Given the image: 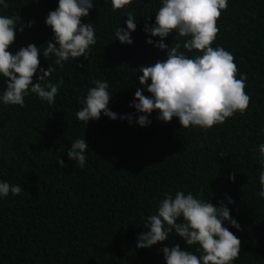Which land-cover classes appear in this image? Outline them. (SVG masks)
<instances>
[{
	"label": "trees",
	"instance_id": "1",
	"mask_svg": "<svg viewBox=\"0 0 264 264\" xmlns=\"http://www.w3.org/2000/svg\"><path fill=\"white\" fill-rule=\"evenodd\" d=\"M95 2L89 16L82 17L94 24L97 37L88 60L82 56L60 68L55 57L39 56L40 67L55 68L51 82L63 81L56 103L48 105L33 94L24 107L0 104V180L23 188L15 197L0 199V264H166L163 246L188 247L179 236L173 232L151 248L136 247L137 236L164 193L177 190L212 198L214 205L220 200L227 204L231 197L227 206L241 225L238 231L225 222L241 240L234 264H264V199L257 196V146L264 143V0H229L217 20L213 47L233 55L237 78L247 76L250 103L244 115L237 113L207 131L182 128L175 117L162 122L157 112L147 127L103 114L87 125L78 120L79 101L97 79L110 84L109 108L135 120L138 114L129 104L140 87L138 68L166 57V50L146 42L144 31L146 23H154L160 0H138L115 12L110 2ZM8 3L0 15L15 17L18 25L9 51L29 43L43 50L53 37L45 18L58 0ZM127 10L137 16L131 45L114 36L120 24L126 28ZM174 40L173 32L164 42L171 46L178 42ZM180 51L186 52L183 46ZM4 84L0 78V90ZM143 94L150 95L146 90ZM82 138L89 145L83 169L67 156L72 140Z\"/></svg>",
	"mask_w": 264,
	"mask_h": 264
},
{
	"label": "clouds",
	"instance_id": "2",
	"mask_svg": "<svg viewBox=\"0 0 264 264\" xmlns=\"http://www.w3.org/2000/svg\"><path fill=\"white\" fill-rule=\"evenodd\" d=\"M108 2L115 12L130 9L138 0H105ZM228 3L229 0H160L161 6L154 11V23H146L144 31L149 34L146 42L166 50V57L151 66L138 68L142 73L138 76L140 87L129 104L138 114L135 120L132 114L119 115L109 108L113 92L109 82L102 79L93 80L94 86L79 101L78 120L87 125L90 120H99L103 114L112 120L119 118L130 125L136 123L147 127L152 123L149 117L157 112V119L162 122H171L175 117L182 128L207 131L223 125L237 113L244 115L250 103V96L245 92L247 76L240 73L237 78L239 69L233 55L222 46L213 47L219 32L217 20ZM8 7V0H0V9ZM93 7H96L95 0H58V6L45 18V24L53 32L52 40L43 50L29 43L15 53L9 48L16 37V18L0 15V78L5 81V87L0 90V104L24 107L25 98L33 94L48 105L56 103L63 81L51 82L49 77L55 68L40 67L39 56L42 53L48 60L55 57L54 63L60 68L82 56L88 60L97 37L94 24L82 22V17H88ZM125 16L126 28L120 24L114 36L120 43L131 45L137 16L132 10H127ZM27 26L31 27L32 22ZM19 30L23 31V28ZM173 32L174 41L178 42L169 46L164 41ZM151 37L159 39L154 41ZM181 37L186 39L181 41ZM181 46L186 52L180 51ZM191 52L196 54H187ZM38 71L40 75L33 83ZM145 90L150 95H144ZM88 147L82 138L72 140L67 149L69 160L75 161L81 169L87 163ZM257 150L261 165L257 196L264 199V143L259 144ZM57 164L60 168L66 166L59 157ZM229 179L234 181V175L230 174ZM22 189L21 184L0 180V199L9 194L15 197ZM226 199L227 204L220 200L214 205L212 198L208 201L192 192H165L155 213L148 215L142 223L145 231L138 234L136 247L151 248L169 240L174 232L188 247L163 246L160 251L166 264H234L240 255L241 240L225 226V222L238 231L241 225L231 216L227 206L233 203L232 198ZM193 247L194 251L190 250Z\"/></svg>",
	"mask_w": 264,
	"mask_h": 264
}]
</instances>
